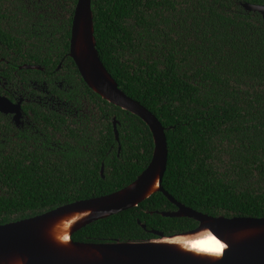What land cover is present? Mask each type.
<instances>
[{
  "label": "trees",
  "instance_id": "1",
  "mask_svg": "<svg viewBox=\"0 0 264 264\" xmlns=\"http://www.w3.org/2000/svg\"><path fill=\"white\" fill-rule=\"evenodd\" d=\"M50 2L42 3L53 10ZM62 2L64 20L38 15L37 26L20 34L23 44H38L25 48L26 57L48 71L67 54L76 0ZM240 3L264 0H90L92 35L117 88L164 129L162 190L207 216L264 218V17ZM0 40L11 47L18 39L5 32ZM64 64L74 77L58 97L75 104L76 96H86L97 107L99 127L91 133L53 113L34 134L0 144V224L117 191L149 162L145 125L92 93L68 57ZM174 210L154 193L84 226L71 240L141 242L155 238L151 232L169 236L196 227L159 214Z\"/></svg>",
  "mask_w": 264,
  "mask_h": 264
},
{
  "label": "water",
  "instance_id": "2",
  "mask_svg": "<svg viewBox=\"0 0 264 264\" xmlns=\"http://www.w3.org/2000/svg\"><path fill=\"white\" fill-rule=\"evenodd\" d=\"M239 5L245 12L264 17V5ZM67 57L92 93L106 103L135 116L145 125L151 136V156L135 179L117 191L74 201L33 217L0 224V264H264V218L207 216L174 201L162 190L161 178L167 155L164 129L149 111L117 88L100 63L94 48L90 0L75 2L69 26ZM10 106L7 101L0 99V112L13 111ZM112 124L114 130V123ZM113 132L114 140L117 141L115 130ZM99 173L101 175L102 168ZM154 193H161L175 207L172 212L159 213L160 216L187 218L194 221L196 227L169 236L151 232L155 238L141 242L82 243L71 240V235L84 226L133 208ZM73 211H87L88 215L68 232L65 246H60L51 238L50 229L59 217ZM200 227L205 228L212 236L226 240V249L219 260L207 262L159 243L163 237L180 236ZM242 232L247 233L239 238L236 236L233 240L228 237ZM67 245L71 249H67Z\"/></svg>",
  "mask_w": 264,
  "mask_h": 264
},
{
  "label": "flooded vegetation",
  "instance_id": "3",
  "mask_svg": "<svg viewBox=\"0 0 264 264\" xmlns=\"http://www.w3.org/2000/svg\"><path fill=\"white\" fill-rule=\"evenodd\" d=\"M43 1L0 0V33L9 32L18 39L9 42L11 47L0 40V99L7 101L13 109L10 112H0V144H5L8 140L14 141L17 135L34 134L37 127L44 122L43 117L51 121L53 113L63 118L66 123L73 121L75 126L86 127L91 133V130L95 128L96 131L99 127L97 107L86 96H76L78 103L72 104L70 100H65L64 95L62 99L57 95L58 92L67 93L71 89L67 80L74 77L72 72L65 70L64 60L67 54L57 60L51 71L36 64L35 56L28 58L25 55V48L30 45L38 50V44H29V41H24L23 44L21 41L20 34L25 31L26 25L37 26L38 15H42V19L48 17L58 21L63 19L62 16H68L65 11L67 5L62 0H51L48 3L53 10L45 8L47 4H43ZM15 48V52L12 51ZM49 61L53 63L54 56ZM79 100L90 104L87 105L90 109L84 114L79 113L82 107ZM51 102L61 106L54 108Z\"/></svg>",
  "mask_w": 264,
  "mask_h": 264
},
{
  "label": "bare ground",
  "instance_id": "4",
  "mask_svg": "<svg viewBox=\"0 0 264 264\" xmlns=\"http://www.w3.org/2000/svg\"><path fill=\"white\" fill-rule=\"evenodd\" d=\"M154 188V187H153ZM87 211H73L59 217L58 221L51 227L50 236L54 242H58L60 246H65L68 232L76 228L87 217ZM251 232V231H250ZM206 233V235H205ZM247 232L226 235L233 240L244 236ZM244 234V235H243ZM226 240L212 236L205 228L200 227L191 233H183L180 236H172L171 238L163 237L159 240L160 244H167L171 248L183 252L192 257H196L207 262L219 260L221 253L226 249ZM71 249L70 246H66ZM12 264H20L19 262Z\"/></svg>",
  "mask_w": 264,
  "mask_h": 264
},
{
  "label": "rangeland",
  "instance_id": "5",
  "mask_svg": "<svg viewBox=\"0 0 264 264\" xmlns=\"http://www.w3.org/2000/svg\"><path fill=\"white\" fill-rule=\"evenodd\" d=\"M62 18L63 19H65L66 18V16H62ZM50 103V102H49ZM51 105H53L54 106V108H56L57 107V105H60V104H57L56 102L55 103H52L51 102ZM79 105H81L82 107H81V109H80V114L81 113H85L87 110H89L90 108H89V106H87V105H90L89 103L87 104L86 102H84L83 100L81 101V100H79ZM61 106V105H60ZM69 108V107H68ZM70 110H72V108H70Z\"/></svg>",
  "mask_w": 264,
  "mask_h": 264
}]
</instances>
